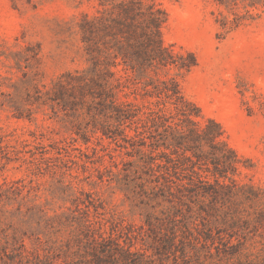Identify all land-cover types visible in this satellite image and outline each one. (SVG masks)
I'll return each mask as SVG.
<instances>
[{
	"label": "rangeland",
	"instance_id": "1",
	"mask_svg": "<svg viewBox=\"0 0 264 264\" xmlns=\"http://www.w3.org/2000/svg\"><path fill=\"white\" fill-rule=\"evenodd\" d=\"M157 2L167 15L166 46L196 61L191 71L172 70L169 77L202 118L221 126L243 160L232 181L259 190L263 207L264 6H252L254 0L228 7L219 0ZM97 9L96 0H0V240L24 239L32 264L38 254L50 255L52 264L73 263L64 251L75 235L74 218L97 237L151 252L157 243L149 217L153 224L157 218L168 223L164 213H177L182 225L197 214L193 204L171 212L168 203L135 189V159L126 143L83 141L73 117L35 100L64 73L86 68L80 23ZM130 87L129 99L140 101L141 89ZM10 187L13 192H6ZM0 264H13L1 250Z\"/></svg>",
	"mask_w": 264,
	"mask_h": 264
},
{
	"label": "trees",
	"instance_id": "2",
	"mask_svg": "<svg viewBox=\"0 0 264 264\" xmlns=\"http://www.w3.org/2000/svg\"><path fill=\"white\" fill-rule=\"evenodd\" d=\"M96 1L97 14L80 23L86 68L64 73L46 92L38 90L35 100L73 117L74 131L83 141L97 137L126 143L122 146L135 159L130 163L134 188L159 205L168 203L171 212L193 204L197 214L182 225L177 213H164L168 223L157 218L153 224L149 217L146 224L157 243L151 252L97 237L85 221L74 218L75 235L64 255L72 264H194V259L195 264H264L259 190L232 181L242 158L221 126L202 118L177 79L169 77L172 70L191 71L194 55L166 46L167 15L157 0ZM219 1L227 7L236 2ZM254 1L252 6H264V0ZM130 86L135 93L141 89L140 101L137 95L135 101L129 99ZM200 117L203 122L196 120ZM5 242L0 240V250L13 264H32L24 239ZM35 258L34 264H52L50 255Z\"/></svg>",
	"mask_w": 264,
	"mask_h": 264
}]
</instances>
